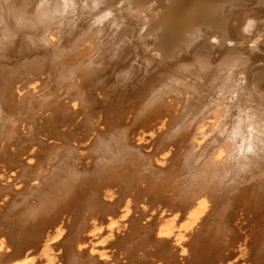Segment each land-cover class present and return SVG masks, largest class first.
<instances>
[{
	"label": "bare ground",
	"instance_id": "1",
	"mask_svg": "<svg viewBox=\"0 0 264 264\" xmlns=\"http://www.w3.org/2000/svg\"><path fill=\"white\" fill-rule=\"evenodd\" d=\"M0 201V264H264V0H0Z\"/></svg>",
	"mask_w": 264,
	"mask_h": 264
},
{
	"label": "rangeland",
	"instance_id": "2",
	"mask_svg": "<svg viewBox=\"0 0 264 264\" xmlns=\"http://www.w3.org/2000/svg\"><path fill=\"white\" fill-rule=\"evenodd\" d=\"M150 138H152V137H148V136H147V139L144 140V141H141V143H146V144L149 143V144H150V142H151V141H150V140H151ZM150 148H151V146H149L148 149H150ZM9 180H11V179H9ZM17 181H19L18 178H17V180H16V179L14 180V182H17ZM20 185H22V182H18L17 184H15V187H18V186H20ZM0 203H1V201H0ZM107 240H108V239H107ZM104 246L107 247V246H108V242H107L106 244L104 243ZM54 248H57V245H55ZM107 248H108V247H107ZM108 249H109V248H108ZM106 250H107V249H106ZM232 260H233V261H240V262H239L240 264L243 263V261H241V260H243V259L240 257V255H234ZM237 263H238V262H237Z\"/></svg>",
	"mask_w": 264,
	"mask_h": 264
}]
</instances>
